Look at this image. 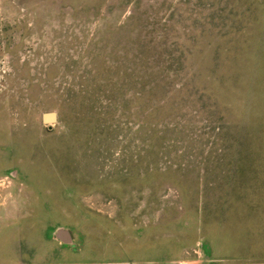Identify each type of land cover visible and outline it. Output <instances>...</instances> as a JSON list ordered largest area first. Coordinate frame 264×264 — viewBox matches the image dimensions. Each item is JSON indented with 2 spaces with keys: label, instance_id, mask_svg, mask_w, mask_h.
Returning <instances> with one entry per match:
<instances>
[{
  "label": "rangeland",
  "instance_id": "obj_1",
  "mask_svg": "<svg viewBox=\"0 0 264 264\" xmlns=\"http://www.w3.org/2000/svg\"><path fill=\"white\" fill-rule=\"evenodd\" d=\"M0 264H264V0H0Z\"/></svg>",
  "mask_w": 264,
  "mask_h": 264
},
{
  "label": "trees",
  "instance_id": "obj_2",
  "mask_svg": "<svg viewBox=\"0 0 264 264\" xmlns=\"http://www.w3.org/2000/svg\"><path fill=\"white\" fill-rule=\"evenodd\" d=\"M95 44H97L98 40H94ZM135 58L137 59H142V57H138L137 55H135ZM106 62V61H105ZM105 69V72H103ZM117 69H119L117 67ZM128 71H131L130 73H128ZM86 72H88V79H87V75L83 76L85 81L79 86L80 89L78 90H68V91H75L74 94H70L68 97V101H71L72 104H74V106H78V113L82 114L83 116H96L97 118H100V114L102 113V109L100 110V108H97L95 105L100 102L98 100V97L101 95H105L106 98L110 99L111 101H113L112 104H119V102H121V100L119 99V93L121 90V96L123 94H125L124 89L127 85V81L125 80L124 77H129L132 76L133 78L137 77V72H136V68H129L126 67L124 68L123 71H121L123 73L122 78H124V80L119 84V86L117 85V81L114 79V77L118 78L121 77L120 76V71H116L115 72V66H110L109 64L105 65L102 68H99V66H93L91 65V68L87 69ZM102 73H105L106 76ZM156 74H158V72H155ZM146 76L148 77H152V74H147ZM90 78V79H89ZM92 78H94L93 81H89ZM97 79H103L104 80V86L101 84H97ZM156 85L159 84V81L154 83ZM103 90V92L101 94V91ZM152 91V90H151ZM110 104V105H112ZM122 105H124V103L121 102ZM101 112V113H99Z\"/></svg>",
  "mask_w": 264,
  "mask_h": 264
},
{
  "label": "water",
  "instance_id": "obj_3",
  "mask_svg": "<svg viewBox=\"0 0 264 264\" xmlns=\"http://www.w3.org/2000/svg\"><path fill=\"white\" fill-rule=\"evenodd\" d=\"M57 120H58V114L56 111H49L43 114V121L49 124L48 126L49 129L53 128L52 124L56 123Z\"/></svg>",
  "mask_w": 264,
  "mask_h": 264
}]
</instances>
